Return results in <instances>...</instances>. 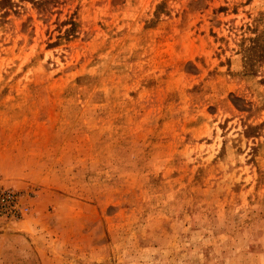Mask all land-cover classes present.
Listing matches in <instances>:
<instances>
[{
	"label": "rangeland",
	"instance_id": "1",
	"mask_svg": "<svg viewBox=\"0 0 264 264\" xmlns=\"http://www.w3.org/2000/svg\"><path fill=\"white\" fill-rule=\"evenodd\" d=\"M0 264H264V0H0Z\"/></svg>",
	"mask_w": 264,
	"mask_h": 264
},
{
	"label": "built area",
	"instance_id": "2",
	"mask_svg": "<svg viewBox=\"0 0 264 264\" xmlns=\"http://www.w3.org/2000/svg\"><path fill=\"white\" fill-rule=\"evenodd\" d=\"M14 207V197L7 191H0V208Z\"/></svg>",
	"mask_w": 264,
	"mask_h": 264
}]
</instances>
